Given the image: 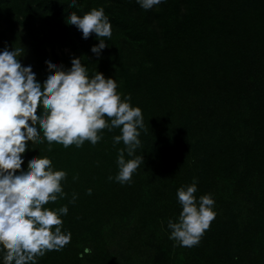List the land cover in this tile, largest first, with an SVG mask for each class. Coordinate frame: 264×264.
<instances>
[{
  "label": "rangeland",
  "instance_id": "1",
  "mask_svg": "<svg viewBox=\"0 0 264 264\" xmlns=\"http://www.w3.org/2000/svg\"><path fill=\"white\" fill-rule=\"evenodd\" d=\"M127 1L130 2L129 15L138 22L148 16L147 27L156 35L155 40L148 41L146 34L137 35L132 24L123 21L125 0H78L77 5H72L70 0H0V50L5 46L23 48L20 59L25 64L33 62L41 78L48 74L49 56L64 65L74 56L80 57L83 63L91 57L90 75L98 70L106 77L116 78L118 91L124 93L125 70L133 73L149 63V44L156 46L155 50L164 55V59L168 57L166 34L172 28L170 33L174 39L188 38L194 46V54L206 53L205 62L210 61L213 54L216 67H229L230 71L225 69L222 74L217 71L215 77L212 70L204 69L200 73L201 79L206 77L203 82L207 91L211 93L215 88L214 81L220 84L225 76H231L233 58L236 65L253 70L257 77L249 75L244 81L257 84L261 94L254 99V106L248 102H254L249 98L247 103L237 106L228 95L234 91L239 96L234 86L236 82L230 78L227 111L222 119L215 118L206 131L197 115L189 120L182 112L183 126L191 131H176L179 140L176 148L180 149L178 154L182 160L198 158L192 171L194 176L185 177L184 168L182 179L177 182L166 175L161 178L143 175L137 196H131L130 201L127 198L121 207L110 203L102 205V216L98 219L88 217L84 210L72 213L69 219L64 218V229L72 233L71 242L60 251H48L38 258V264H221V258L226 264H264V35L259 34L260 22L264 20V0H174L175 7L174 3L162 0L151 9L142 8L137 0ZM99 6L105 8L112 21L113 34L109 39L92 33L85 39L81 30L67 22L68 16L72 11L82 15ZM205 15L223 26L222 31L207 30L205 26L209 22L202 23L199 29L197 21ZM193 27L198 31L192 35ZM232 37L239 44L235 52L221 41ZM99 39L109 40V46L97 55L91 48ZM212 40L216 48H212ZM198 41L204 48L196 45L200 44ZM177 96L184 103L185 96L181 97L180 91ZM203 97L215 99L204 93ZM29 143L25 166L31 155L43 156L49 152L47 140L43 143L29 140ZM149 171L151 169H147ZM194 177L198 183L195 195L213 194L217 215L200 242L186 247L169 238L171 230L167 227L170 218H178L182 206L168 209L167 195L158 197L156 187L161 182L167 183L172 195L174 192L177 196V189L192 183ZM64 201L69 203L62 196L46 207L56 208L65 204ZM94 243L97 245L94 252L85 253L81 258L79 254L84 248L93 247ZM5 251L6 248L0 249V264H5ZM95 251L101 256L100 260L92 258Z\"/></svg>",
  "mask_w": 264,
  "mask_h": 264
},
{
  "label": "clouds",
  "instance_id": "2",
  "mask_svg": "<svg viewBox=\"0 0 264 264\" xmlns=\"http://www.w3.org/2000/svg\"><path fill=\"white\" fill-rule=\"evenodd\" d=\"M70 2L77 5L78 0ZM161 2L137 0L144 9ZM67 22L81 30L85 39L92 33L109 39L113 34L103 6L82 15L72 11ZM108 41L99 39L91 51L100 55ZM23 53V48L17 47L0 50V249L6 248L5 264H38L39 257L50 250H62L72 239L71 230L64 229L68 205L46 207L67 195L62 183L67 170L55 168L50 156L40 154L28 157L25 166L29 140H47L49 150L52 142L81 147L86 140L92 144L100 141L102 129L120 127L121 134L113 140L117 144L123 141L126 147L118 149L119 170L109 179L131 182L144 161L143 155L136 154L142 143L140 129L144 128L142 108L132 105L130 93L124 96L118 91L116 78L98 70L89 75L87 65L76 56L70 67L49 56L48 74L41 78L33 62H22ZM125 152L131 158H126ZM197 190L195 177L177 189L182 209L177 219L168 220L167 227L169 238L180 246L197 245L217 215L213 194L197 197ZM77 195L73 194V203ZM91 252L86 246L79 255L83 258Z\"/></svg>",
  "mask_w": 264,
  "mask_h": 264
},
{
  "label": "trees",
  "instance_id": "3",
  "mask_svg": "<svg viewBox=\"0 0 264 264\" xmlns=\"http://www.w3.org/2000/svg\"><path fill=\"white\" fill-rule=\"evenodd\" d=\"M168 1L170 4L174 3V0ZM125 2L123 21L130 22L133 26V31L137 35L145 36L146 34L145 38L148 41L155 40L156 35L147 27L148 16L145 15L143 21L138 22L129 15L130 2L127 0ZM193 13L195 16L198 15L196 11H193ZM197 22L200 25L199 29H202L201 24L206 22L210 23L205 26L208 27L206 28L207 30L214 32L217 30L222 31L223 29V26L210 21L206 18V15ZM171 31L172 28L166 34L165 49L167 51L165 54L168 56L166 59H164V55L162 57V54L155 50L156 46L153 47L152 44H149L147 46L150 58L149 63L144 64V67L133 73L126 70L124 72L126 91L123 95L131 94L132 105L140 106L144 117V128L140 129L142 143L136 149V154L143 155L144 161L133 173L131 182L125 184L115 179H109V176L114 177L119 170L117 165L118 149L126 147L123 141L117 144L113 140L115 135L121 134L120 127H114L111 130L108 128L102 129V139L96 144L86 140L81 147H77L75 144L64 147L61 143L52 142L51 150L45 154L52 158L55 168L66 169L68 173L66 180L62 181L64 191L67 193L64 197L69 200L68 204L64 201L69 208V212L63 216L64 222L67 217L69 219L72 216V213H79L81 210L86 211L88 217L98 219L102 216V205L110 203L113 204V207H121L123 203L127 202V198L130 201L131 196H137L139 193L137 190L142 188L143 175L147 177L149 174L151 177L156 176L159 178L162 175L163 177L166 175L172 181L177 182L182 179V168H184L185 177L194 176L192 171L199 161L198 158L193 156L182 160V156L178 154L180 149L176 148L179 143L175 135L176 131H191V129L183 126L184 122L180 116L181 113L185 112L189 120H192L197 115L203 130H208L209 126L214 123V119L217 117L222 119L224 111H227V92L230 78L236 82L234 86L238 88L236 93L239 96L234 91L228 95L234 98V104L237 106H241L240 104L243 102L247 103L248 98L253 99L254 102H248L254 106V99L256 96H260L261 88L257 84H246L244 81L245 77L249 75L254 78L257 77L254 75L255 73H252L253 70H248L247 66L236 65L233 58H230L233 62L230 66L232 69L231 76H225L220 84L214 81L215 88L212 89L211 93L207 91L205 89L206 83L203 82L206 77L201 79L199 77L200 73L205 71L204 69L212 70V74L215 77L217 71H220L221 74L226 70L230 71L229 67H216L214 64H216L217 60L213 54H209L211 59L205 62L208 57L204 51L201 52V56L194 54V46H191L193 44L187 40L188 38L174 39V35L170 33ZM197 31V27H193L192 35ZM229 33L230 31H227V34ZM259 34L264 35V20L260 22ZM221 41L225 42L227 47L231 48L228 50L233 52H235V47L239 46L234 37L230 40L222 39ZM198 42L200 44L196 43V45L204 48V44L201 41ZM211 42L212 48H216L217 44L215 41L212 40ZM235 56H238L237 52ZM92 60L91 57L85 60L89 75L92 69L90 68ZM71 63L72 61L65 65L64 63L61 64L65 67H70ZM191 67L194 69L193 71ZM220 68H222V71ZM258 71L261 72L262 69L258 68ZM237 85L238 87H236ZM178 91H180L181 97L185 96L184 103L177 96ZM203 93L212 97L218 95L217 100L216 97L213 100L205 99ZM251 105H249L250 108L253 107ZM110 120L111 118H109ZM125 156L126 158H131L128 157L127 152H125ZM147 169H151V171L147 172ZM74 177L77 178L74 179ZM176 177H179V179ZM89 188L92 189L91 193L88 192ZM74 193L78 195L73 203L72 197ZM161 194L163 196L167 195L168 209H176L180 205L177 196L174 195V192L172 195L167 183L161 182L156 187V195L160 197L159 195ZM214 241L218 242V239L214 238ZM96 247L97 245L94 243V246L91 247L92 253ZM92 258L100 260L101 256L95 251ZM220 262L221 264H226L222 258Z\"/></svg>",
  "mask_w": 264,
  "mask_h": 264
}]
</instances>
